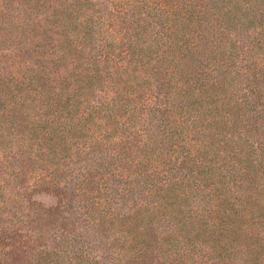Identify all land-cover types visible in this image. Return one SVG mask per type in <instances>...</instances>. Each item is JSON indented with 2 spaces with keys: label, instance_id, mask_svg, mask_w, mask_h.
I'll return each mask as SVG.
<instances>
[{
  "label": "trees",
  "instance_id": "16d2710c",
  "mask_svg": "<svg viewBox=\"0 0 264 264\" xmlns=\"http://www.w3.org/2000/svg\"><path fill=\"white\" fill-rule=\"evenodd\" d=\"M0 264H264V0H0Z\"/></svg>",
  "mask_w": 264,
  "mask_h": 264
},
{
  "label": "rangeland",
  "instance_id": "374dc122",
  "mask_svg": "<svg viewBox=\"0 0 264 264\" xmlns=\"http://www.w3.org/2000/svg\"><path fill=\"white\" fill-rule=\"evenodd\" d=\"M35 197V200L44 205L45 207H55L58 203V200L46 193H40L37 194Z\"/></svg>",
  "mask_w": 264,
  "mask_h": 264
}]
</instances>
